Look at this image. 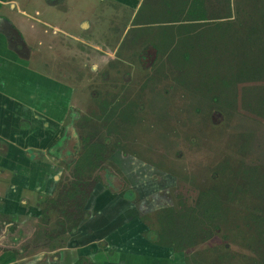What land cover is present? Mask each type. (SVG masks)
I'll return each instance as SVG.
<instances>
[{
	"label": "rangeland",
	"instance_id": "rangeland-1",
	"mask_svg": "<svg viewBox=\"0 0 264 264\" xmlns=\"http://www.w3.org/2000/svg\"><path fill=\"white\" fill-rule=\"evenodd\" d=\"M128 1L133 8L129 11L121 6L126 0H112L107 9L92 2L98 11L90 13L101 16L102 28H108L109 35H95V42L104 43L101 50L74 42L68 51H59L55 73L64 91L70 89L71 103L62 122L61 153L57 148L46 153L55 155V175L62 172L61 179L58 174L48 182L55 183L52 195L57 205L42 206L47 212L35 223L30 221L36 217L29 222L7 219L25 232L18 245L32 253L42 243L49 249L64 247L70 232L64 234L68 229L61 231L59 223L68 228L80 224L82 211L94 207L92 195L104 187L101 181L106 178L120 191L112 201L122 197L135 203L125 208L132 211L125 212V219H133L126 233L145 237L141 229L169 228L162 218L165 210L173 209L170 215L180 224L182 247H164V251L167 256L175 253L180 264H264V79L232 77L233 69L224 68L219 59L223 52L232 58L234 46L225 44L219 33L208 46L212 60L201 58L200 43L191 48V59L183 56L191 50L189 37L213 24L235 21L238 29V23L263 24V13L253 8V0H205L211 19L191 22L184 13L179 20L177 12L166 10L161 1L145 0L140 19L128 24L134 8L144 0ZM83 8L87 11L88 4ZM139 20L149 25L132 28ZM75 33L91 37L80 30ZM154 50L158 55L149 63ZM92 143L106 145L105 159L83 176V194L64 203L65 185L75 180L73 162ZM47 146L44 143L37 150L41 157ZM148 183L156 187L161 204H152L157 199L149 193ZM37 195H29L28 203L36 204ZM40 213L37 207V218Z\"/></svg>",
	"mask_w": 264,
	"mask_h": 264
},
{
	"label": "crops",
	"instance_id": "crops-1",
	"mask_svg": "<svg viewBox=\"0 0 264 264\" xmlns=\"http://www.w3.org/2000/svg\"><path fill=\"white\" fill-rule=\"evenodd\" d=\"M93 1L0 0V255L6 257L0 259L1 264H77L81 257L83 264H180L175 253L167 256L164 247L137 233H126L124 229L133 219H125V212H132L125 208L134 204L122 197L112 201L120 193L117 190L100 187L96 196L92 195L94 207L86 209L76 227H67L64 234L70 232V241L64 247L49 249L42 243L37 252H28L24 245H18L25 235L21 225L7 222L8 218L13 222L34 218L37 206L28 203L29 195L52 194L56 187L55 183H48L58 178L54 167H49L51 161L36 158L41 156L37 150L43 147L36 144V138L43 136L46 144L64 134L62 122L68 115L71 99L70 89L64 91L55 73L61 48L68 51L70 43L77 42L81 48L89 45L101 50L104 43L95 42V35H109L108 28L101 26L102 17L90 13L98 11ZM150 1H161L166 10L177 12L179 20L184 18L179 5L183 8L188 3ZM109 2L112 0H95V4H104V9ZM126 2L121 6L129 11L131 1ZM144 3L145 0L134 8L128 24L137 21ZM87 4L88 10L81 11ZM147 25L139 20L132 28ZM77 30L91 37H78Z\"/></svg>",
	"mask_w": 264,
	"mask_h": 264
},
{
	"label": "trees",
	"instance_id": "trees-1",
	"mask_svg": "<svg viewBox=\"0 0 264 264\" xmlns=\"http://www.w3.org/2000/svg\"><path fill=\"white\" fill-rule=\"evenodd\" d=\"M252 3L254 9H258L259 12L263 13V24L251 23L247 26H242V24L238 23L240 28L238 29L234 26H237L235 21L225 24L217 22L215 25L213 24L208 29H205L201 34L189 37L191 42L188 41V47L191 49L196 45L198 46L200 43L202 46V51L200 53L201 58L203 60H212L213 54L209 51L208 46H210V43L215 41L217 33H219L222 36L223 42L225 44L229 43L234 46L230 52L233 56L232 58L231 56L229 57L228 53L223 52V55H221L219 59L220 63L224 64V68L226 67L227 69H233L231 71L232 77L238 79L239 76H242V78L246 76V78L264 79V0H253ZM205 5V0H192L191 2H188L184 5L186 8L183 7L181 10L182 13L186 15V20L188 21L192 22L194 20H202L206 22L211 18L208 17L207 8H205ZM231 16L232 15L230 14L229 18ZM242 32L243 34H240ZM200 39L202 41H199ZM195 42L197 43L195 44ZM194 49H191L190 51H188V49L184 52L183 56L185 59H191V53ZM225 49L227 48L225 47ZM229 49L230 47L227 50ZM230 58L232 59L233 64L230 62ZM84 141L87 140L84 139ZM105 150L106 145L103 143H92L90 145L88 144L87 146H84L73 167V177L75 180L71 181L68 185H65V189L62 192L61 197L64 203L71 202L72 200L76 199L77 196L83 194V176L85 174L87 175L90 173V171L100 166V163L105 159ZM255 179L257 180L258 178L255 177ZM85 199L86 196H84L83 202L86 201ZM52 201L56 206L57 201H55V199H52ZM213 205L214 202H211L212 207ZM171 211H173L172 208L165 210L166 213H164L166 214V217L162 218V221L165 222L164 224L168 225L169 228L165 227L161 230L152 228L149 230L145 229L143 231V235L153 244L162 247H172L174 250H177L182 247V241H180L182 239L180 237L181 228L176 217H171ZM208 211L210 210L204 211V214H207ZM213 211H215V207H213ZM83 212L84 211H82V219ZM75 214L76 213H74V215ZM178 218L181 222L183 216L180 215ZM211 218L214 219L215 215L211 214ZM62 222L63 221L59 223L61 231H66L67 227H65V224ZM72 225L76 224L74 223ZM49 236L52 237V234H49ZM83 260L84 258L81 257L77 264H83Z\"/></svg>",
	"mask_w": 264,
	"mask_h": 264
},
{
	"label": "flooded vegetation",
	"instance_id": "flooded-vegetation-1",
	"mask_svg": "<svg viewBox=\"0 0 264 264\" xmlns=\"http://www.w3.org/2000/svg\"><path fill=\"white\" fill-rule=\"evenodd\" d=\"M125 4H127V3H125ZM132 8V7H131ZM153 52H154V54H153ZM151 54H152V57H150L151 59H153V60H150L149 61V63H151L152 61H154L155 59H156V57H157V55H158V53H157V55H156V53H155V50L154 51H152L151 52ZM143 58H145V56L143 55V57H142V59ZM70 109V108H69ZM69 111V110H68ZM44 140H45V138L43 139V136L42 137H38V138H36V144H39V146H40V144H44ZM48 146L46 147L47 148V150L45 151V154L48 152V153H51L52 154V152H53V148L55 149V148H57V150H58V152H60L59 151V148L64 144V140H63V137L62 136H60V137H57V138H55L54 139V141H52L51 142V140H48ZM60 150H61V148H60ZM61 153V152H60ZM73 154V153H72ZM75 155L77 156L78 155V152H75V154L73 155L74 157H75ZM36 157V156H35ZM34 157V158H35ZM54 157H55V155H45V156H43V157H41V156H37L36 158H37V160H39V159H47V161L50 163V161H51V165L49 166L50 168L51 167H56V163L54 162ZM62 157H63V155H62ZM77 160V159H76ZM76 160L73 162L74 164H75V162H76ZM53 168V169H54ZM124 170V172L125 171H129L130 169L128 168V170H127V168H124L123 169ZM58 174H60L59 175V179H61L62 177V172L60 173H58ZM109 175L110 174H108L107 176H108V178H109ZM126 176H127V178H129V175H128V173H126ZM54 179H56V178H54ZM69 180H70V178H69ZM105 180V181H104ZM104 180H102L101 181V184H102V186H104L103 188H107V189H110V190H112V191H116V189H119L118 188V186H115L116 184L114 183V181L113 180H111L110 182H109V179H104ZM147 186V185H146ZM115 187V188H114ZM135 187L136 186H134L133 188L135 189ZM151 188L150 189V192L149 193H152L153 195H154V198L153 199H157L156 198V192H155V190H156V187H153V185H149V183H148V188ZM118 191V190H117ZM131 191V190H130ZM134 190H132V192H129V193H131L132 195L134 194ZM41 192H39L38 193V197L39 198H37V201H36V206L37 207H41V213H40V216L37 218V214H35V215H33V217H36V219H37V221L39 220V219H44V213L45 212H47V207H46V209H45V207H43L42 208V206H49V205H53V206H55V204L53 203V201H52V199H55V197H54V195H52V194H48V195H43V193H41ZM147 194V193H146ZM145 194V195H146ZM43 195V196H42ZM146 196H149V195H146ZM125 199V198H124ZM125 200H128V199H125ZM51 203V204H50ZM125 204V203H124ZM131 204H133V202L131 203ZM152 204H154V205H157V204H161V199H157V202L156 203H153L152 202ZM130 205V204H129ZM153 205V206H154ZM134 206H135V203H134ZM134 206H132V207H134ZM84 213H85V211L83 212V215H84ZM130 213H132V212H130ZM72 215H74V214H72ZM113 216V215H112ZM112 216L110 217V218H112ZM72 221H74V217L72 216ZM72 224H74V223H72ZM78 224H76V225H71V226H77ZM145 230V229H144ZM143 230V231H144ZM142 231V232H143Z\"/></svg>",
	"mask_w": 264,
	"mask_h": 264
}]
</instances>
